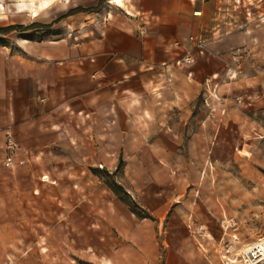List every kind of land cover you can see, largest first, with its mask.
Listing matches in <instances>:
<instances>
[{"label":"crops","instance_id":"obj_1","mask_svg":"<svg viewBox=\"0 0 264 264\" xmlns=\"http://www.w3.org/2000/svg\"><path fill=\"white\" fill-rule=\"evenodd\" d=\"M100 1L76 0L72 10L96 8ZM122 1L120 6L105 0L98 11L67 17L85 25L76 28L75 40L56 27L57 20L21 24L48 28L0 34L6 39L0 45V228H14L27 246L42 241L63 249L81 239L66 234L68 213L83 206L67 163L81 161L77 151L83 146L130 147L144 139L193 152L203 140L209 119L199 103L203 77L199 66L181 68L176 62L195 51L191 38L211 44L208 38L221 20L217 0ZM8 135L20 147L14 157L6 147ZM100 191L103 203L115 210L108 212V225L122 243L105 264H160V253L131 251V242L146 239V224L109 187ZM101 193L91 191L92 204L100 203ZM213 259L199 247L170 249L163 264H216Z\"/></svg>","mask_w":264,"mask_h":264},{"label":"rangeland","instance_id":"obj_2","mask_svg":"<svg viewBox=\"0 0 264 264\" xmlns=\"http://www.w3.org/2000/svg\"><path fill=\"white\" fill-rule=\"evenodd\" d=\"M29 1L0 0V27L58 21L77 6L76 0H38L34 17ZM216 2L221 20L208 38L211 44L206 41L204 49L191 53V66H199L204 80L198 101L208 111L205 119L209 117L203 140H197L193 152L187 146L176 151L169 142L158 146L144 139L130 147L83 146L77 151L81 161L67 163L68 180L79 185L83 206L68 213L66 234L81 239L63 249L59 243L42 241L27 246L14 228H0V264H105L107 254L122 245L108 225V212L113 215L115 210L103 203L106 196L100 191L108 184L124 188L129 195L118 189L121 198L148 217H137L146 224V239L131 242V251L160 253V264L166 251H198L200 243L217 264L219 244L233 238L231 250L238 255L249 244L245 239L264 235V0ZM56 22L73 40L76 28L85 26L69 19ZM213 78L220 81V94L227 99L225 114L216 103L206 104V80ZM91 191L101 193L99 204L91 203ZM190 222L205 227L209 238L194 236ZM51 234L57 240L60 233Z\"/></svg>","mask_w":264,"mask_h":264},{"label":"built area","instance_id":"obj_3","mask_svg":"<svg viewBox=\"0 0 264 264\" xmlns=\"http://www.w3.org/2000/svg\"><path fill=\"white\" fill-rule=\"evenodd\" d=\"M191 41L196 44L195 50L204 49L206 44L205 39H200L198 37L191 38ZM176 63L177 66L185 68L193 65L195 63V58L191 54V52H189L186 56L179 59ZM215 81V78L206 80V87L209 95L208 99L206 100V104L209 105V101L211 103H216L218 106H220L221 113L225 114L227 110V99H225L223 95L220 94V81ZM242 101L243 97L237 98L238 103H241ZM6 147L12 157H14L20 151V147L18 146L17 142L10 135H8ZM9 165H13L11 161L9 162ZM189 229L192 231L194 236L201 235L203 237L207 236L209 238L207 230L203 226L196 227L194 222H190ZM232 242L233 238L228 242L219 244L216 250L222 264H264V235L259 237L254 242L247 244L246 247L238 255L234 254V251L231 250ZM199 249L206 250L203 247L202 243L199 244Z\"/></svg>","mask_w":264,"mask_h":264},{"label":"trees","instance_id":"obj_4","mask_svg":"<svg viewBox=\"0 0 264 264\" xmlns=\"http://www.w3.org/2000/svg\"><path fill=\"white\" fill-rule=\"evenodd\" d=\"M104 1L105 0H101L99 6L96 7V8H88V9L77 8L75 10H72L66 16H64L62 19L70 17V16H73V15H76L78 13H91V12H94V11H98L99 8L102 6ZM62 19L58 20L56 23H59ZM48 27L49 26H44V25H40V24H33L31 26H28V27H25L23 25H13V26H8V27H0V34L1 35H7V34H10L13 31L23 32V31H28V30L34 29V28H48ZM5 43H6V39L0 38V45H3ZM108 187L120 198V200L123 203H125L130 208L132 213L135 214L138 218H143V219L148 218L147 216H144V215H141L140 213H138L135 209L132 208V206L127 201H125L123 198H121V196H120V194L118 192V189L121 190L126 195H129L124 190V188H122L121 186H116V185H111V184H108Z\"/></svg>","mask_w":264,"mask_h":264},{"label":"bare ground","instance_id":"obj_5","mask_svg":"<svg viewBox=\"0 0 264 264\" xmlns=\"http://www.w3.org/2000/svg\"><path fill=\"white\" fill-rule=\"evenodd\" d=\"M37 1H38V0H30V1H29V2H30L29 7L31 8V12L33 13V16H34V17L37 16L36 11L33 10V8L36 7V3H37ZM112 2H114L115 4H118V5H120V6L123 5V1H122V0H113ZM44 4H45V8H47V9L50 8L48 3L44 2ZM245 247H246V246H245Z\"/></svg>","mask_w":264,"mask_h":264}]
</instances>
